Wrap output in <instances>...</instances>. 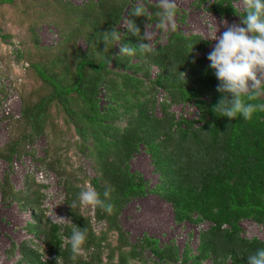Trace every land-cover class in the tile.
Masks as SVG:
<instances>
[{"label":"trees","instance_id":"1","mask_svg":"<svg viewBox=\"0 0 264 264\" xmlns=\"http://www.w3.org/2000/svg\"><path fill=\"white\" fill-rule=\"evenodd\" d=\"M236 1L214 0L210 8L220 15H235ZM18 3L37 16L26 28L28 45L21 41L23 48L16 50V57L27 62L28 71L40 83L36 95L21 96L19 132L0 146V157L11 162L30 154L55 171L62 178L68 219L73 226L87 230V240L84 253L73 261L65 245L71 228L45 217L44 185L26 178L25 188L17 190L5 176L0 182L2 199L15 200L20 208L32 211L35 220L28 222L26 229L40 237L50 257L43 256L42 248L22 243L16 264H56V260L58 264H146V248L157 258L156 264H202L206 260L212 264H246L248 254L264 247L263 240L243 236L240 224L252 219L264 225V112L245 121L239 117L230 120L213 111L221 98L216 91L218 81L205 56L199 55L208 41L199 34L176 30L154 45V55L137 52L119 56V45L104 50V32L121 31L124 16L140 29L141 36L145 23L155 22L133 15L134 4L129 0H87L81 4L69 0H0V5ZM38 22L57 29L54 45L41 44ZM121 33V45L135 47L148 42L129 29ZM8 37L11 35L0 28V38ZM152 67L157 69L154 76ZM159 89L166 93L161 102ZM251 102L264 103V97ZM187 103L196 108V118L177 116L170 109ZM59 121L76 134V147L92 162V177L84 172L78 179L64 175L65 165L57 152ZM48 128L55 136L46 147V155L37 157L30 147L37 136L47 134ZM141 149L149 155L157 174L151 188L130 166ZM86 182L101 193L106 187L112 190L109 202L113 212L92 210L93 217L103 224L98 232L91 224V215L71 207ZM148 191L170 204L177 223L206 224L198 232L194 253L189 248L180 253L174 244L158 247L157 240L147 236L134 243L128 241L119 224L120 211L130 199L143 197ZM110 232L116 233L115 244Z\"/></svg>","mask_w":264,"mask_h":264},{"label":"rangeland","instance_id":"2","mask_svg":"<svg viewBox=\"0 0 264 264\" xmlns=\"http://www.w3.org/2000/svg\"><path fill=\"white\" fill-rule=\"evenodd\" d=\"M69 1L81 4L87 0ZM129 1L132 4L136 3V0ZM213 1L207 0L197 4L196 0H176L179 9L176 18V30L184 34H199L208 41L205 51L199 53V55L205 56L208 63L210 61L207 59V55L213 50L216 43L215 40L210 39L212 27L217 26V35H220L226 30V25L223 22H227V24L240 22V16L237 14L220 15L211 9L210 5ZM146 3L155 4L156 0H146ZM234 6L241 9L240 0L234 2ZM22 11L25 13L23 14ZM36 16L37 14H34L31 9H25L23 3L0 5V28L2 32L11 35L6 39L0 38V146L19 132L20 125L17 124V120L20 117L21 96L33 97L38 93L40 82L35 75L28 71L27 62L23 59L18 61L16 57V50L22 47L21 41H25L27 45L29 43L27 41L29 34L26 28L35 20ZM127 23L129 20L124 16L119 24V29L121 31L128 29ZM36 30L40 42L44 46L54 45L58 40L57 29L47 22H38ZM145 30L152 34L153 39L150 43L154 45L164 42L170 33L159 30L156 27V22L145 23ZM80 44L83 46L82 43ZM156 70V67H152V76ZM100 97L102 96L100 95ZM157 98L160 102L164 101L166 93L159 89ZM170 109L177 116L197 117V110L192 104H175ZM156 112L158 115L161 114L159 108ZM58 124L59 131L55 132L58 135L61 132V141L57 152L60 154L61 164L65 165L64 175L78 179L84 172L88 177H92L94 174L92 162L83 151L76 147L75 141L78 139L76 134L62 122L59 121ZM46 133L37 136L30 147L35 151L34 154L37 157L46 155V147L52 136H55V134H51L49 128ZM130 166L132 170L141 174L148 187L151 188L157 182V174L153 169L151 159L143 149L134 154ZM5 176L17 190L25 188L26 178L33 179L35 183L43 184L44 187L41 192L43 193L42 208L45 217L51 222L68 224L67 220L58 218L68 219V214L67 204L64 201L65 193L62 178L55 171L44 167L30 154H24L19 158L12 159L11 162L0 157V182ZM92 210L90 208L81 209L84 214L91 215V224L94 230L98 232L103 224L93 217ZM34 220L29 208H20L15 200H3L0 193V264H16L19 258L18 247L22 243L33 249L41 250L40 248H42V252L46 250L40 237H36L26 229L27 223L34 222ZM119 224L131 243L147 236L156 239L158 247L174 244L180 253L184 248H189L193 253L198 243V231L206 228V224L198 226L188 221L177 223L174 220V213L170 204L151 191H148L143 197L130 199L124 205L120 211ZM240 224L243 236L247 238L257 237L264 241V225L257 224L252 219H244ZM109 237L112 244H115L116 233L110 232ZM43 256L47 258L48 254L44 252ZM143 259L146 264L158 262L149 248L144 250ZM106 261L107 257L104 254L102 255V262L105 263ZM202 264H212V261L206 260Z\"/></svg>","mask_w":264,"mask_h":264},{"label":"clouds","instance_id":"3","mask_svg":"<svg viewBox=\"0 0 264 264\" xmlns=\"http://www.w3.org/2000/svg\"><path fill=\"white\" fill-rule=\"evenodd\" d=\"M240 4L241 9L233 8L240 16L239 23L223 22L226 30L220 35H217V26L212 27L210 39L215 40L216 43L207 55V59L210 61L208 67L214 71L218 81L216 91L221 94L213 111L230 120L239 117L249 121L253 119L254 114L264 112V103L251 102L264 96V0H240ZM131 11L136 17L155 19L156 27L163 32H175L177 29L176 18L179 9L176 0H156L154 5L146 3V0H136ZM126 27L140 37L141 41L148 42H141L135 47L121 45V31L112 29L101 36L105 51L109 50V45L111 48L119 45V56H131L137 52L142 55L155 54L156 48L150 43L153 37L149 31L145 30L141 36L140 29L133 23H127ZM191 48L192 45L190 51ZM181 74L183 79L184 74ZM111 191L106 187L101 193L90 183H85L71 207L99 208L111 214L113 212V205L109 202ZM58 218L67 220V226L71 228V235L66 238L65 245L70 248L71 259L75 261L86 243L87 230L73 226L69 219ZM56 264H58L57 260ZM246 264H264V247H258L248 254Z\"/></svg>","mask_w":264,"mask_h":264}]
</instances>
